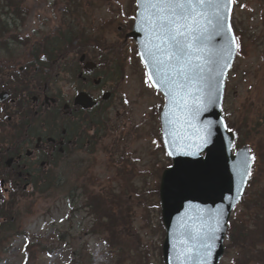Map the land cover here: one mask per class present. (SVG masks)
Masks as SVG:
<instances>
[{
	"label": "rangeland",
	"instance_id": "374dc122",
	"mask_svg": "<svg viewBox=\"0 0 264 264\" xmlns=\"http://www.w3.org/2000/svg\"><path fill=\"white\" fill-rule=\"evenodd\" d=\"M16 1L24 8L20 15H11V10L0 0V22L8 23L20 36L34 37L52 27L58 13L62 15L64 7L75 2L80 24L89 22L93 27L90 33L98 34L100 40L99 44L91 45L88 54L91 60L100 61L101 53L102 58L122 67V74L117 73V81L107 85L111 95L107 106L100 111L107 123L101 136L91 138L86 150L64 162L47 190L19 191L12 194L10 202L4 198V213L0 210L3 213L0 215V264H163L156 192L162 168L169 163L159 142L158 114L163 98L143 78V67L134 53V41L124 38L131 23L129 14L134 11L133 0ZM262 2L239 0L238 6L233 5L232 14L239 20L246 37V54L235 58L226 87L230 102L226 108L233 113L251 81L246 72L258 65L260 49H264V39L260 38L264 26L259 17ZM0 30H5V24ZM7 37V33L1 34L0 43H5ZM7 43L8 54L16 53L12 38ZM18 50L17 53L25 52L21 45ZM5 67L1 60L0 83L7 86L9 77ZM30 78L27 80L31 81ZM34 82L27 87H36ZM11 84L15 83L11 80ZM95 178L130 200L131 234L122 236L118 232L114 246L90 232L93 218L82 203V190L78 187L86 184L96 191ZM27 238L31 242L26 248ZM231 256L234 254L230 250L219 264H233Z\"/></svg>",
	"mask_w": 264,
	"mask_h": 264
},
{
	"label": "water",
	"instance_id": "95a60500",
	"mask_svg": "<svg viewBox=\"0 0 264 264\" xmlns=\"http://www.w3.org/2000/svg\"><path fill=\"white\" fill-rule=\"evenodd\" d=\"M160 0H136L137 10L135 21L131 32L138 47V54L141 61L146 67L147 76L155 77V70L151 67L146 56L142 58L144 48L142 42L147 40L145 28L149 27L146 19L149 15L153 18L158 15L157 10L148 7L145 10V4L159 3ZM193 3L196 0H192ZM223 7L220 9L224 19L221 21L222 30L216 29L214 26L208 27V34L219 30L220 35H212L211 40L200 39L196 46L212 49L215 55L212 57L214 63L209 65L212 70L205 69L203 75L208 79V88L215 89L213 103L207 111L201 113L199 117L192 120L193 125L202 126L204 121L211 120L219 125L215 130L213 144L204 149L199 156L176 155L170 156L172 164L163 170L159 186V197L161 204V220L165 228V235L162 242V257L164 264H201L202 258L206 255V251L201 245L211 243L208 240L191 241L186 234L191 232L195 227L204 225L202 231L207 232L209 229L217 227V219H219L220 230L216 232L214 247L207 255L204 264H217L223 252V237L226 228V222L235 203L239 200L247 176L242 175L243 171H249L251 166V156L248 148L244 145L235 152H232L233 134L224 130L220 121L224 122L221 115V102L224 90V80L227 70L229 69L234 58L236 43H232L234 38L230 26V12L232 8V0H220ZM145 11V17L141 18L139 13ZM168 10H165L167 13ZM197 12H207L209 18L213 17V9L197 8ZM191 19V16L189 17ZM215 25V20L213 21ZM195 28V25H193ZM193 35L200 37L201 33L194 31ZM231 50V55H227L225 50ZM92 65L91 63H87ZM219 73V74H217ZM162 92L165 98L164 106L160 112V120L162 126V139L165 137L163 133L168 131L175 135L180 131L178 123H173L179 116V111L175 105L171 103L167 88L155 87ZM4 97V93H0V99ZM203 99L206 101L207 96ZM75 101L83 106L93 104L86 93H78ZM167 105V108L165 107ZM225 123V122H224ZM173 136L167 137L171 141ZM164 144V143H163ZM165 147V145H164ZM194 150V149H186ZM247 160L244 169L238 170V161ZM176 171H183L192 174L211 173L212 180L210 182L193 183L184 186H177L170 182L169 176ZM221 215L217 216V211ZM181 240H188L191 251H184V245Z\"/></svg>",
	"mask_w": 264,
	"mask_h": 264
},
{
	"label": "snow or ice",
	"instance_id": "6c2138e0",
	"mask_svg": "<svg viewBox=\"0 0 264 264\" xmlns=\"http://www.w3.org/2000/svg\"><path fill=\"white\" fill-rule=\"evenodd\" d=\"M157 10L158 15L154 18L149 15L146 19L149 27L145 28L147 40L142 42L144 53L151 67L155 70V77L149 75L150 87H164L168 89L166 95L169 96L171 103L179 111V116L173 123H178L180 131L175 135L168 131L163 133L165 139L166 155H186L199 156L204 149L213 144L215 130L218 124L211 120L204 121L202 126L193 125L192 120L208 110L213 103L215 89L208 88V79L203 75L206 68L214 63L212 57L215 55L212 49H205L196 46L200 39L211 40L212 35H220L223 28L221 21L224 19L220 9L223 7L220 0H160L159 3L145 4ZM197 8L213 9V17L209 18L207 12H197ZM165 10H168L167 13ZM141 18L145 17V11L139 13ZM191 16V19L189 17ZM215 20V25L213 21ZM195 25V28L193 27ZM214 26L217 31L208 34V27ZM201 33L200 37L193 35V32ZM232 43H236L233 38ZM237 47L239 45L237 44ZM227 55H231V50H225ZM43 59V57L41 58ZM219 74V73H217ZM147 75V74H146ZM207 96V100L203 99ZM127 103V101H125ZM167 108V105H165ZM226 132L232 133L226 123L220 121ZM173 136L169 141L167 137ZM156 144V141H153ZM159 147V145H157ZM194 149V150H186ZM252 160L255 157H251ZM238 170L244 169L247 160L238 161ZM171 167V166H170ZM249 171H243L245 177L250 175ZM171 183L177 186H184L193 183L210 182L211 173L192 174L183 171H176L169 176ZM221 212L217 211L219 217ZM220 221L217 219V227L202 231L204 225L195 227L191 232L186 233L191 241L208 240L211 243L201 245L205 249L206 255L202 258L201 264L207 260L210 250L214 247L216 232L220 230ZM184 251H191L188 240H181Z\"/></svg>",
	"mask_w": 264,
	"mask_h": 264
},
{
	"label": "flooded vegetation",
	"instance_id": "af4514ba",
	"mask_svg": "<svg viewBox=\"0 0 264 264\" xmlns=\"http://www.w3.org/2000/svg\"><path fill=\"white\" fill-rule=\"evenodd\" d=\"M83 66L78 62L64 67L55 77L48 71L28 73L36 84L31 93L25 91L23 83L12 86L9 81L8 96L0 101L2 212L5 197L10 202L12 192L25 191L39 183L57 169L60 158L75 154L91 116L90 108L74 103L75 93L85 90L96 98V106H107L98 97L109 81L102 79L103 73L93 75L97 68L86 71Z\"/></svg>",
	"mask_w": 264,
	"mask_h": 264
},
{
	"label": "trees",
	"instance_id": "16d2710c",
	"mask_svg": "<svg viewBox=\"0 0 264 264\" xmlns=\"http://www.w3.org/2000/svg\"><path fill=\"white\" fill-rule=\"evenodd\" d=\"M3 6L10 9V14L20 15L24 8L16 0H2ZM239 5V0H235V6ZM2 8V6H0ZM259 17L264 26V2L260 4ZM9 11V10H8ZM5 13V12H4ZM15 21V18H12ZM64 33L62 39L67 41L73 35V23L69 19L64 20ZM232 26L236 35L238 53L246 54V46L243 29L239 25V20L232 17ZM5 24L3 33H7L11 38L18 40L12 34L13 27L9 28L6 23L0 22V27ZM0 30V33L2 32ZM1 33V34H3ZM0 34V35H1ZM264 37V28L262 30ZM260 37L261 39H264ZM78 39L77 37H73ZM54 40V39H52ZM23 44L29 42L28 37L21 38ZM55 42L42 44V48L34 44L27 53L28 57H37L40 52H44L47 57L54 55L53 45ZM264 47V46H263ZM2 50V48H0ZM258 65L246 72L251 81L247 87L244 99L238 104L236 112H230L224 108V118L229 128L233 129L234 147L248 144L255 157L248 179L247 188L239 202L238 211H234L228 221L224 238V253L227 255L231 250L233 264H264V49H260ZM13 63V61H11ZM228 91L224 96V106L230 103L227 98ZM98 125V122H95ZM94 179L98 189L82 185V195L90 214L93 215V227L91 231L100 234L101 238L111 246L115 245V235L121 232L122 236L129 235L130 230V200L121 195L120 192L111 190L110 185H101ZM124 191V190H123ZM42 192V191H40ZM132 226V224H131ZM130 226V227H131ZM30 242L26 245V248ZM25 248V249H26Z\"/></svg>",
	"mask_w": 264,
	"mask_h": 264
}]
</instances>
